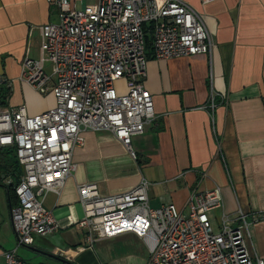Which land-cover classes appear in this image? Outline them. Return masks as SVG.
I'll return each instance as SVG.
<instances>
[{"label": "crops", "instance_id": "0c3cea01", "mask_svg": "<svg viewBox=\"0 0 264 264\" xmlns=\"http://www.w3.org/2000/svg\"><path fill=\"white\" fill-rule=\"evenodd\" d=\"M68 1L76 10L95 3ZM182 1L202 17L210 55L148 59L144 87L154 120L132 138L135 158L111 133L82 131V144L72 153L74 170L43 200L59 227L35 237L28 248H16L5 187L11 179L1 183L0 264L3 253L13 250L34 264H146L147 248L136 236L89 244L85 231L74 225L83 218L77 186L95 184L100 196H110L141 179L150 184V208L173 204L183 214L193 191L219 188L223 212L245 216L249 248L264 261V0ZM58 20V9L46 0H0V79L10 83L0 85V108L24 105L37 115L54 106L50 94L39 95L18 78L23 59L38 57L39 27ZM210 91L216 95L212 111ZM215 212L217 231L220 211Z\"/></svg>", "mask_w": 264, "mask_h": 264}, {"label": "built area", "instance_id": "2783aa9c", "mask_svg": "<svg viewBox=\"0 0 264 264\" xmlns=\"http://www.w3.org/2000/svg\"><path fill=\"white\" fill-rule=\"evenodd\" d=\"M46 1L58 9L59 20L39 27L38 57L23 59L18 79L39 95L50 94L54 106L37 115L24 105L0 108V150L13 149L22 170L11 208L16 248H28L35 237L58 229L43 200L74 170L72 153L82 144V131L111 133L135 158L131 140L154 120L144 87V26L152 27L154 60L210 55L212 47L202 17L182 0H95L80 10L68 0ZM2 84L10 85L0 79ZM215 97L210 91L211 111ZM149 186L141 179L110 196H100L95 184L77 186L83 218L74 225L85 231L89 244L136 236L147 248L146 264H264L249 248L245 216L223 212L219 188L193 191L183 214L173 204L150 208ZM215 211H220L217 231L209 218ZM3 258L2 264H30L15 250Z\"/></svg>", "mask_w": 264, "mask_h": 264}, {"label": "trees", "instance_id": "16d2710c", "mask_svg": "<svg viewBox=\"0 0 264 264\" xmlns=\"http://www.w3.org/2000/svg\"><path fill=\"white\" fill-rule=\"evenodd\" d=\"M151 25L144 26V36H145V49H146V58L151 59ZM4 85V84H2ZM3 97V96H1ZM22 175V170L17 164L15 159V154L13 149H2L0 150V184L7 180H9V184L5 185L9 199L11 202V206L14 207L16 205V197L14 195L13 189L15 185L18 183L20 177Z\"/></svg>", "mask_w": 264, "mask_h": 264}, {"label": "rangeland", "instance_id": "374dc122", "mask_svg": "<svg viewBox=\"0 0 264 264\" xmlns=\"http://www.w3.org/2000/svg\"><path fill=\"white\" fill-rule=\"evenodd\" d=\"M216 213V212H215ZM211 214H213V213H210L209 214V218L211 219V217H212V215ZM213 223V222H212ZM212 229L214 230V231H216V226H215V224H212ZM30 264H34L35 262H34V259L32 258V259H30V262H29Z\"/></svg>", "mask_w": 264, "mask_h": 264}, {"label": "water", "instance_id": "95a60500", "mask_svg": "<svg viewBox=\"0 0 264 264\" xmlns=\"http://www.w3.org/2000/svg\"><path fill=\"white\" fill-rule=\"evenodd\" d=\"M66 264H70V263H66Z\"/></svg>", "mask_w": 264, "mask_h": 264}]
</instances>
